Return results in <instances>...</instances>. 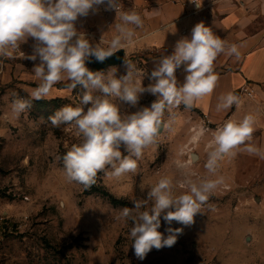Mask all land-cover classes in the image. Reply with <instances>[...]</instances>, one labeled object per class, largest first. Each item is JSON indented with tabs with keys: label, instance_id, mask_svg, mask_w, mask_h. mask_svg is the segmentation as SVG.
<instances>
[{
	"label": "rangeland",
	"instance_id": "1",
	"mask_svg": "<svg viewBox=\"0 0 264 264\" xmlns=\"http://www.w3.org/2000/svg\"><path fill=\"white\" fill-rule=\"evenodd\" d=\"M80 19L75 22L77 31L93 46L107 49L111 41L95 37L90 27L80 32ZM33 43L28 38L10 58L0 56V264H264V159L241 146L234 157L220 161L212 176L204 164L217 128L181 116L179 106L171 110V128L144 149L135 173L116 178L107 168L98 172L88 189L70 183L62 157L82 142V136L72 125L53 127L47 118L65 105L83 107L79 100L84 90L79 86L73 90L67 86L70 81L64 80L52 87L49 99L33 100L30 110L19 117L12 111L13 93L31 100L39 83L33 72L39 59L23 57L32 54ZM124 48L125 60L139 66L138 53ZM125 60L123 66L98 72L105 78L114 72L116 78L126 75ZM155 100L144 92L136 106L116 103L125 116L150 107ZM164 120H169L167 112ZM201 129L204 135L193 144ZM250 143L264 151V131ZM120 150L128 154L123 146ZM189 158L194 163L182 167ZM219 176L223 184L192 224H168L162 214L158 231L164 238L175 234L169 229L183 230L173 246L153 248L143 260L135 256L128 238L131 225L119 218L122 208H134V200L147 199L162 177L173 180L174 194L179 195L186 190L178 186L185 178L199 183Z\"/></svg>",
	"mask_w": 264,
	"mask_h": 264
},
{
	"label": "clouds",
	"instance_id": "2",
	"mask_svg": "<svg viewBox=\"0 0 264 264\" xmlns=\"http://www.w3.org/2000/svg\"><path fill=\"white\" fill-rule=\"evenodd\" d=\"M192 2L200 8L196 0ZM100 5H105V10H115L117 15L122 8L119 0H0V56L10 58L22 43L32 38V54L23 57L40 61L33 68L39 83L30 94L31 100L13 93L12 111L16 116L30 110L33 100L48 99L52 87L61 81H70L67 86L73 90L78 86L84 90L79 100L83 107L65 105L47 118L53 127L72 125L82 136V142L72 145L62 160L67 180L81 184L84 189L91 187L98 172L107 168L112 169L110 174L116 178L135 173L144 149L156 144L164 129L171 128L174 122L171 110L181 105L191 109L196 101L213 93L219 80L214 72L218 55L225 53L240 58L237 45L226 46L209 27L198 23L193 27L190 39H180L171 55L159 59L151 72L154 83L146 88L136 82L137 69L126 60V75L116 78L114 72L105 78L101 72L90 71L86 61L94 56L103 62L112 56L121 49L122 41H131L134 37L135 32L129 25L142 27L143 19L135 11L124 12L119 15L120 22L115 23L117 34L108 48L93 46L77 31L75 22ZM182 66L186 75L183 83H179L176 72ZM94 90L100 94L93 95ZM144 92L156 97L151 106L122 116L116 100L136 106ZM239 104L240 98L228 93L219 98L216 109L227 110ZM166 112L169 114L167 122L164 120ZM254 124V116L247 114L241 121H226L215 130L207 145L204 164L209 174L215 176L220 161L226 156L234 157L241 146H245L244 151L250 155L264 159V151L250 143ZM204 132L201 129L192 143H198ZM121 146L127 155H122ZM192 163L194 161L189 158L182 167ZM223 182V176L201 179L199 183L185 178L178 186L186 190L175 195L173 180L162 177L150 188L147 199L134 200V208H122L119 218L131 225L128 238L133 241L135 256L143 260L153 248L173 246L183 230L169 229L175 234L164 238L158 231L162 214L168 224L172 221L192 224L194 216L202 212V206Z\"/></svg>",
	"mask_w": 264,
	"mask_h": 264
},
{
	"label": "crops",
	"instance_id": "3",
	"mask_svg": "<svg viewBox=\"0 0 264 264\" xmlns=\"http://www.w3.org/2000/svg\"><path fill=\"white\" fill-rule=\"evenodd\" d=\"M119 2L122 8L118 15L115 10H105V5H100L81 17L78 21L80 32L90 27L95 37L111 41L117 34L115 23L120 22L119 15L129 10L139 13L143 26L129 25L135 35L131 41H123L122 47H130L138 53L140 65L135 67L134 79L146 88L154 83L151 72L159 59L171 55L177 41L190 39L193 27L203 23L224 40L226 46L237 45L240 58L225 53L218 55L214 72L219 80L213 93L196 101L191 109L181 105V116L200 119L218 128L226 121L239 122L245 115L252 114L255 118L253 136L264 131V0H196L200 8L192 0ZM123 65L124 62L119 66ZM185 75L182 66L176 72L179 83H183ZM228 93L240 98L239 106L217 111L219 98Z\"/></svg>",
	"mask_w": 264,
	"mask_h": 264
},
{
	"label": "water",
	"instance_id": "4",
	"mask_svg": "<svg viewBox=\"0 0 264 264\" xmlns=\"http://www.w3.org/2000/svg\"><path fill=\"white\" fill-rule=\"evenodd\" d=\"M124 59H125V51L123 49H120L115 53H113L112 56L107 57L103 62L97 61L94 56L90 57L89 60L86 61V67H88L90 71L98 72L110 67L119 66L123 64ZM192 155L194 159L197 158L195 154Z\"/></svg>",
	"mask_w": 264,
	"mask_h": 264
},
{
	"label": "built area",
	"instance_id": "5",
	"mask_svg": "<svg viewBox=\"0 0 264 264\" xmlns=\"http://www.w3.org/2000/svg\"><path fill=\"white\" fill-rule=\"evenodd\" d=\"M185 5V4H184Z\"/></svg>",
	"mask_w": 264,
	"mask_h": 264
}]
</instances>
